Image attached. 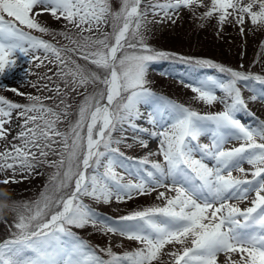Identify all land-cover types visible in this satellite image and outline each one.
<instances>
[{"label":"snow or ice","instance_id":"snow-or-ice-1","mask_svg":"<svg viewBox=\"0 0 264 264\" xmlns=\"http://www.w3.org/2000/svg\"><path fill=\"white\" fill-rule=\"evenodd\" d=\"M117 3L0 0V91L27 101L0 94V183H15L18 173L31 175L41 165L54 169L37 200L14 208L16 218L0 240V264H221V256L223 264H264V119L248 106L264 103V72L158 50L145 35L147 24H174L194 3L221 29L231 17L243 32L246 19L264 24V0ZM45 15L63 21V28L41 23ZM22 58L47 72L24 69ZM166 60L193 72L216 70L220 75L186 86L195 100L220 110L201 113L154 92L149 70ZM18 69L37 76L28 81L36 94L4 82ZM73 94L81 97L75 113ZM240 113L254 122H242ZM150 139L158 147L143 156L121 151V144L148 149ZM232 141L239 143L228 147ZM152 193L160 203L115 218L85 202L125 203ZM8 200L0 189V205ZM86 226L135 246L122 253L111 242L93 247L72 230Z\"/></svg>","mask_w":264,"mask_h":264},{"label":"rangeland","instance_id":"rangeland-1","mask_svg":"<svg viewBox=\"0 0 264 264\" xmlns=\"http://www.w3.org/2000/svg\"><path fill=\"white\" fill-rule=\"evenodd\" d=\"M202 2L206 6L210 4V0H202ZM117 6V0H113V7L116 8ZM206 10V7H201L199 3H194L190 8H183L180 10L179 16L176 18L174 24L171 22L147 24V30L145 32L147 42L158 50L175 51L174 53L183 56L191 55L196 58L212 59L227 67L239 68L242 65L243 70L253 73L264 72V24L253 25L246 19L243 25L244 31L241 32V25L235 23L230 17L228 22H226L221 29L215 16L211 18H205L203 16ZM39 19L41 23H45L51 28L57 30L63 28V21L57 22L50 16H41ZM153 19L151 14H149L148 20L151 21ZM155 19H159V17ZM46 38L52 39V37L48 36H46ZM56 40L60 44L67 43V41L59 36L56 37ZM176 61L179 60L161 61L150 68L148 80L150 81L149 86L151 89L160 90L166 94V96L174 98V101L184 103L186 106H191L201 113L220 110L221 106L219 104L208 106L195 100L194 96L196 94L186 86L196 79H203L209 75L218 76L220 74L214 69H196L193 72L188 65L181 61L173 63ZM20 63L24 69L31 67L33 72H38L40 74L47 72V68L42 67L36 69L34 65H28L23 58ZM80 63L84 64V61L81 60ZM36 80V75L25 76V72L18 69L4 82L10 86L19 88L22 92L36 94V89H33L28 84V81L35 82ZM88 90L91 91V87ZM0 94L14 101L21 103L27 102L23 97L17 96L12 92L0 91ZM217 94L219 95L220 93L218 92ZM40 95L51 96L52 93L41 92ZM244 95L247 98L251 93L245 90ZM80 99V96L73 94L72 99L69 101V103L73 105L71 109L73 113H75V106L80 102ZM45 102L50 105L54 103V101ZM248 106L249 109L255 113L256 117L264 119V103L249 102ZM73 118L74 117L70 116L68 119L71 120ZM238 118L247 124H252L254 122L253 118L248 116L247 113L238 114ZM60 127L61 129H65L67 127V121L62 123ZM12 135H15V131H13ZM129 135H132V133H129ZM11 138V136L8 137L9 140H11ZM203 142H207V140ZM128 143H132V141L129 140ZM238 143L237 141H232L227 146L231 147L238 145ZM149 144H151L149 150L154 151L158 147V142L155 139H150ZM3 147L4 142L0 141V150H2ZM120 148L121 151L131 157H140L149 151L141 148L139 145H134L133 148L129 149L124 144H121ZM49 159L55 160L57 157L50 156ZM243 166L246 169L250 168L247 163ZM53 171V168L47 165H41L31 175L28 173H18L15 176V180L17 181L15 183L10 182L7 185L0 183V189L6 191L9 196V200L7 201L9 205V208L6 210L7 214L5 218L0 221V240L8 236L6 224L13 223L16 218V211L14 208L24 203H31L37 200L44 190L45 185L48 183L49 177ZM117 171L122 172L123 170L117 169ZM233 174L239 175V173L235 171ZM3 175L4 174H0V180L3 179ZM7 175L11 176V173L9 172ZM125 175L126 179H135V177L127 176V174ZM155 197L156 193H152L151 195L135 197L125 203L113 202L111 204H100L89 198H85V202L97 210L104 211L101 212L102 214L115 218L125 215L133 209L160 203ZM240 206L242 208L247 207L249 206V202L241 201ZM72 230L77 232L84 241L92 246L94 245V247L99 246L100 248H106L111 242L113 250L122 253L135 246L134 243L127 240L121 243L118 237L102 235L92 226H86L82 229L73 228ZM220 261L221 264H223V256L220 257Z\"/></svg>","mask_w":264,"mask_h":264},{"label":"clouds","instance_id":"clouds-1","mask_svg":"<svg viewBox=\"0 0 264 264\" xmlns=\"http://www.w3.org/2000/svg\"><path fill=\"white\" fill-rule=\"evenodd\" d=\"M9 208L7 204L0 205V220H3L7 214L6 210Z\"/></svg>","mask_w":264,"mask_h":264},{"label":"bare ground","instance_id":"bare-ground-1","mask_svg":"<svg viewBox=\"0 0 264 264\" xmlns=\"http://www.w3.org/2000/svg\"><path fill=\"white\" fill-rule=\"evenodd\" d=\"M151 148V144H149V147H148V149L147 150H149Z\"/></svg>","mask_w":264,"mask_h":264}]
</instances>
